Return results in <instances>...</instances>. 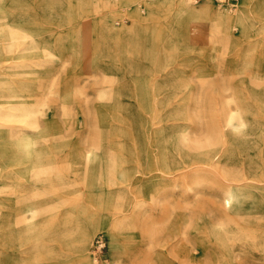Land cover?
I'll return each mask as SVG.
<instances>
[{"label": "rangeland", "instance_id": "374dc122", "mask_svg": "<svg viewBox=\"0 0 264 264\" xmlns=\"http://www.w3.org/2000/svg\"><path fill=\"white\" fill-rule=\"evenodd\" d=\"M204 2L0 0V264H264V6Z\"/></svg>", "mask_w": 264, "mask_h": 264}, {"label": "bare ground", "instance_id": "6f19581e", "mask_svg": "<svg viewBox=\"0 0 264 264\" xmlns=\"http://www.w3.org/2000/svg\"><path fill=\"white\" fill-rule=\"evenodd\" d=\"M182 4H183V8L191 15V14H195L197 11L195 10V6H194V1L196 0H181ZM211 5V6H210ZM212 5H216L217 7H219V9L215 10V16L217 18H223L226 17L229 20H233V22L236 23L235 26L242 24L243 22V18L241 17L240 14L235 13L234 15H231V10L233 6H229L227 7V5H225L224 3L221 2H216L214 0H205L204 5L202 6V8L204 10L209 9L210 7H212ZM258 6H264V0H259ZM225 10L227 12V14L224 13ZM224 19V18H223ZM231 180H236V179H231ZM233 202H236V198L235 195L232 192H227L226 193V204L227 206H231V204H233ZM122 217V216H121ZM110 218V217H108ZM104 223V222H103ZM97 226V222L95 221H91L89 223H87L86 225H84L82 227V229L79 232V235L77 237V244L75 245L77 249V254L80 256L81 260H83V262H85V260H87L86 258V253H87V249H88V244H89V240L91 238V231L93 232L94 229ZM107 226V224H106ZM108 227V226H107ZM114 238V236H113ZM11 261L8 259H4L2 264H10Z\"/></svg>", "mask_w": 264, "mask_h": 264}, {"label": "built area", "instance_id": "2783aa9c", "mask_svg": "<svg viewBox=\"0 0 264 264\" xmlns=\"http://www.w3.org/2000/svg\"><path fill=\"white\" fill-rule=\"evenodd\" d=\"M198 2H202V1H205V0H196ZM216 2H221V3H224V4H228L229 2H235L237 0H214ZM100 244V243H99Z\"/></svg>", "mask_w": 264, "mask_h": 264}]
</instances>
